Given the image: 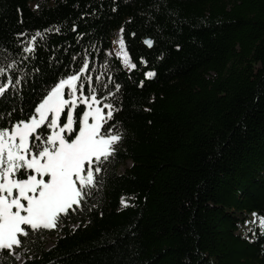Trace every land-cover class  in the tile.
<instances>
[{
  "label": "trees",
  "instance_id": "1",
  "mask_svg": "<svg viewBox=\"0 0 264 264\" xmlns=\"http://www.w3.org/2000/svg\"><path fill=\"white\" fill-rule=\"evenodd\" d=\"M85 58L122 138L81 207L0 264H264V0H0L11 120Z\"/></svg>",
  "mask_w": 264,
  "mask_h": 264
},
{
  "label": "snow or ice",
  "instance_id": "2",
  "mask_svg": "<svg viewBox=\"0 0 264 264\" xmlns=\"http://www.w3.org/2000/svg\"><path fill=\"white\" fill-rule=\"evenodd\" d=\"M37 36L41 34L32 37L24 52L34 51L32 41ZM145 43L150 46L152 41ZM7 68L12 69L13 63ZM88 68L85 58L77 72L47 88L27 119L11 120L14 107L0 112V119L9 117L8 123L0 126V254L7 250L11 255L14 246H21V238L54 228L62 215L80 208L122 138L112 126L105 127L113 118L114 105L104 103L101 107L93 78L83 75L81 79ZM5 71L0 67V75ZM6 79L8 82L0 80V98L4 99L6 92L14 90L11 75ZM21 79L16 78L15 83ZM115 87L119 90L120 85ZM260 225L264 229V217Z\"/></svg>",
  "mask_w": 264,
  "mask_h": 264
},
{
  "label": "rangeland",
  "instance_id": "3",
  "mask_svg": "<svg viewBox=\"0 0 264 264\" xmlns=\"http://www.w3.org/2000/svg\"><path fill=\"white\" fill-rule=\"evenodd\" d=\"M113 40H114V46H113V50L115 51V53L119 56L122 65L124 66V68L126 70H130V64L128 63V61L125 58V52L123 49V45L121 44V40H120V36L118 34H114L113 36ZM107 111V109H105V112ZM52 238H46V246L49 247L52 243ZM15 258L18 262H22L23 261V257L22 254L20 253H15Z\"/></svg>",
  "mask_w": 264,
  "mask_h": 264
},
{
  "label": "water",
  "instance_id": "4",
  "mask_svg": "<svg viewBox=\"0 0 264 264\" xmlns=\"http://www.w3.org/2000/svg\"><path fill=\"white\" fill-rule=\"evenodd\" d=\"M116 33H119V31H117ZM148 39H149V38L144 39V44H145L148 48H150L152 44L149 46L147 43H145V41L148 40Z\"/></svg>",
  "mask_w": 264,
  "mask_h": 264
}]
</instances>
